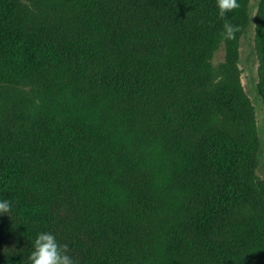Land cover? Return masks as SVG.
Listing matches in <instances>:
<instances>
[{
    "label": "trees",
    "instance_id": "16d2710c",
    "mask_svg": "<svg viewBox=\"0 0 264 264\" xmlns=\"http://www.w3.org/2000/svg\"><path fill=\"white\" fill-rule=\"evenodd\" d=\"M239 3L224 41L216 0H0V264L41 232L78 264H264ZM256 26L264 68V0Z\"/></svg>",
    "mask_w": 264,
    "mask_h": 264
},
{
    "label": "rangeland",
    "instance_id": "374dc122",
    "mask_svg": "<svg viewBox=\"0 0 264 264\" xmlns=\"http://www.w3.org/2000/svg\"><path fill=\"white\" fill-rule=\"evenodd\" d=\"M261 0H248L250 22L243 30L238 44V65L241 71V84L251 100L256 127L260 140L259 165L257 173L264 177V95L261 86L264 81V68L256 43V18ZM228 45L222 42L211 56L213 66H218L226 60Z\"/></svg>",
    "mask_w": 264,
    "mask_h": 264
},
{
    "label": "clouds",
    "instance_id": "9594fccd",
    "mask_svg": "<svg viewBox=\"0 0 264 264\" xmlns=\"http://www.w3.org/2000/svg\"><path fill=\"white\" fill-rule=\"evenodd\" d=\"M219 9V17L224 21L223 31L220 33L224 41L236 40L240 26L234 25L227 19V14L240 9L239 0H216ZM12 209L10 201H0V215L9 214ZM30 264H78L69 255V246L57 241L51 232H41L34 241V248L28 257Z\"/></svg>",
    "mask_w": 264,
    "mask_h": 264
}]
</instances>
